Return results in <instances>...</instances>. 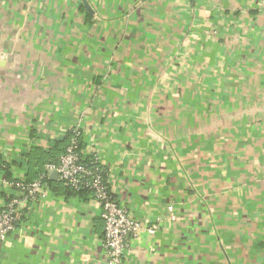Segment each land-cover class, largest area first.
Returning <instances> with one entry per match:
<instances>
[{"label": "crops", "instance_id": "0c3cea01", "mask_svg": "<svg viewBox=\"0 0 264 264\" xmlns=\"http://www.w3.org/2000/svg\"><path fill=\"white\" fill-rule=\"evenodd\" d=\"M72 130L155 228L120 264H264V0H0V210L43 184L0 264H110L97 202L45 170Z\"/></svg>", "mask_w": 264, "mask_h": 264}, {"label": "built area", "instance_id": "2783aa9c", "mask_svg": "<svg viewBox=\"0 0 264 264\" xmlns=\"http://www.w3.org/2000/svg\"><path fill=\"white\" fill-rule=\"evenodd\" d=\"M64 152L55 162H47V173L56 172L57 177L69 188L86 190L97 202L99 215L103 221L102 247L110 264H120L130 251L128 236H136L142 231L152 234L153 226L142 225L123 204L114 200L107 189V173L99 165L98 157H87L80 148V133L72 130ZM0 167H3L0 164ZM11 185L18 195L10 198L8 204L0 210V241L13 230L22 215L23 207L29 200L37 197L42 181L26 182L14 180ZM171 210V207H168Z\"/></svg>", "mask_w": 264, "mask_h": 264}, {"label": "trees", "instance_id": "16d2710c", "mask_svg": "<svg viewBox=\"0 0 264 264\" xmlns=\"http://www.w3.org/2000/svg\"><path fill=\"white\" fill-rule=\"evenodd\" d=\"M80 148H81V143H80ZM49 159H51L50 160L51 162L57 161V159L56 158L54 159L53 156H50ZM0 164H2L3 167L5 168L6 174H9V164L6 161H4V160H0ZM62 187H63V192L66 195H80V196H82V195H84V194H86L88 192V191L83 190V189L74 190V189L69 188L68 186H66V184H65V186L62 185ZM64 188L66 189L65 191H64Z\"/></svg>", "mask_w": 264, "mask_h": 264}, {"label": "water", "instance_id": "95a60500", "mask_svg": "<svg viewBox=\"0 0 264 264\" xmlns=\"http://www.w3.org/2000/svg\"><path fill=\"white\" fill-rule=\"evenodd\" d=\"M51 175L55 177V175H57V174H56V172L54 171V172H52Z\"/></svg>", "mask_w": 264, "mask_h": 264}]
</instances>
